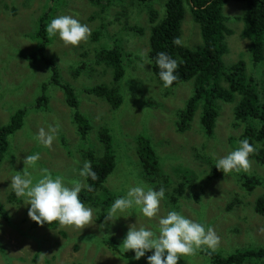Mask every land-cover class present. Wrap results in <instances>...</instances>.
<instances>
[{"label":"rangeland","instance_id":"1","mask_svg":"<svg viewBox=\"0 0 264 264\" xmlns=\"http://www.w3.org/2000/svg\"><path fill=\"white\" fill-rule=\"evenodd\" d=\"M162 1L153 3L160 14L163 13L162 5L159 4ZM130 4L131 0H125V3L120 0H104L102 3L105 7L102 16H105L108 34L118 32L117 36H120L118 38L122 42L126 38L124 47L132 57L127 74L117 86L124 97V103L119 109H113L107 102L86 92L87 88L102 84L114 87L111 85L115 78L114 70L109 69L104 73L105 65L94 62L98 51L104 48L103 44L108 42L107 45H110V41L113 44L116 41V38L109 35L105 36L108 39L100 43L92 41L93 32L100 25L99 6L87 0H0V127L6 125L11 115L18 110L28 109L23 128L9 138L10 149L0 168V199L13 219V227L2 226L5 223H0V264H75L83 261L90 264L88 259L94 260L96 264H147V256L151 252L139 261L133 257L125 263L102 244L103 238L115 236L122 247L130 226L137 224V227L156 230L159 217L172 210L206 227H212L219 237L216 250L231 253L239 248L264 246V216L256 212L257 199L264 197V165L251 159L247 169L233 170L227 174L219 170L217 177H208L215 170V166L210 165L212 156L216 162L217 158L226 156L238 147L230 142L232 137L239 140L243 129V126L235 127L237 102H220L221 112L213 139L207 140L202 134L198 116L191 129L179 133L177 113L192 96L193 84L184 83L168 92V87H164L155 77L148 58L151 28L149 14L147 10L136 6L129 7ZM52 7L56 8L52 19L60 15H71L91 29L89 39L78 46L65 45L58 37H53V43L45 50V54L57 62L60 76L79 91V109L87 115L92 125L85 140L72 122L75 109L67 105L63 90L54 83L50 84L52 67L41 60L27 58L40 43L36 36L39 18ZM244 11V4L233 1L225 8V13L232 18L228 25L234 34L227 38L229 52L224 61L227 65L244 61L248 73L256 75L260 84V80L264 81V63L253 66L248 49L250 41L242 37L244 23L234 19ZM96 15L97 18L93 20ZM137 26L145 28V36L129 33L131 28ZM181 40L190 47L202 44L200 26L190 12L183 21ZM78 62L89 63L87 70L76 79L73 71ZM46 84L47 89L44 90L43 85ZM44 93L49 98L48 108L38 110L37 99ZM49 127H55L57 131L53 143L45 146L37 136L41 128L47 131ZM105 127L110 129L114 137L117 156L115 172L105 183L110 192L121 197L126 195L129 186L138 183L159 190L145 179L139 163L137 139L142 135L153 139L162 158L163 169L171 179L170 185L177 186L184 174L181 169L187 168L196 174L198 187L194 191H186L178 206H168L164 199L154 218L144 217L139 208L133 207L119 214L124 217L119 218L118 215V220L108 221L101 228L105 222H97L98 210L93 208L92 225L84 229L61 227L59 224L56 230L46 224L34 226V221L28 215L29 206L24 204V199L16 196L21 203L11 200V178L17 172L23 174L25 171L34 182L45 174H51L53 177H63L69 187L75 182L85 183L84 177L79 174L83 163L87 161L83 152L95 150L97 156L103 155L100 134ZM28 155H37L39 159L26 166L24 160ZM242 174L259 175L263 185L249 192L240 181ZM169 188L165 193L172 192ZM59 230L66 232L69 238L58 233ZM78 233L88 234L89 242H79L81 239ZM1 248L6 250V254L2 253ZM200 248L195 251L198 252ZM194 252L190 255H194ZM187 262L181 261L178 264H210L199 254Z\"/></svg>","mask_w":264,"mask_h":264},{"label":"trees","instance_id":"2","mask_svg":"<svg viewBox=\"0 0 264 264\" xmlns=\"http://www.w3.org/2000/svg\"><path fill=\"white\" fill-rule=\"evenodd\" d=\"M100 8V25L95 29L92 36L93 42L108 39L105 36L116 38L113 44H103L104 48L100 49L96 54L95 63L105 65L104 73L109 69L114 71V81L111 84L114 87H109L107 84H102L96 87H89L86 92L90 95L100 98L107 102L113 109H119L124 103V97L120 94V89L117 87L119 82L128 72L129 61L132 58L129 52H126L124 44L117 33L108 34V25L106 24L105 7L102 6L104 0H87ZM125 3V0H120ZM132 4L129 7H138L142 10H147L150 19V49L148 53L149 61L153 68V73L157 79L159 78V68L155 61L157 54L165 52L173 59L178 61V68L175 75L177 79L168 87L169 90L182 85L184 83L193 84V94L186 101L185 106L177 113V130L179 133H184L191 129L194 122L197 120L200 123V130L207 140H211L216 136L217 122L221 112L222 103L237 102L235 108V127L243 126L242 132L236 140L235 137L230 139L233 146H238L239 141L248 139L253 145H258L257 151L250 155L249 160L255 159L259 164L264 165V81L259 80L256 75H251L247 71V65L244 61H239L233 65H227L224 57L229 52L227 38L234 34L232 28L229 27L231 17L225 13V8L229 2H237L244 4L245 11L242 15L235 17V20H240L244 23L242 37L250 41L249 52L251 54L252 63L257 67L264 63V0H164L162 3L163 13L154 8L156 1L159 0H131ZM151 5V7H149ZM52 9L45 10L39 18L37 38L40 40L39 46L32 53L27 55L29 60H41L52 67L53 75L51 74L50 84L54 83L65 95L67 105L75 109L72 122L76 125L77 132L85 140L88 137L92 125L88 120L87 115L79 109L80 102L78 100L79 91L71 84L66 83L63 76L58 73L56 64L52 57L45 54V50L51 45L53 37L46 31V25L52 20ZM56 12V11H55ZM190 12L194 21L200 26L202 44L196 47H190L184 44L181 40L182 25L187 13ZM18 13V12H17ZM159 15H162L159 17ZM97 18L93 16V20ZM135 32L138 36H145V28L133 27L129 33ZM179 39V45L174 44V40ZM122 42V44H121ZM53 43V42H52ZM113 45V46H112ZM112 46V47H110ZM87 53L84 55L86 56ZM89 62H78L76 70L73 71L76 79L80 74L87 70ZM163 83V82H162ZM44 90L47 89V84L43 85ZM78 95V96H77ZM49 105V98L44 93L37 99L36 109H46ZM28 114V109H20L11 115L9 122L0 127V168L5 163L7 153L10 149V136L21 130L25 124V119ZM200 132V133H201ZM100 139L103 145V151L100 156H97L95 150L91 152H83V156L87 161H91L92 170L96 174V179L91 177L85 178L84 181L91 187V191L82 189L80 200L88 206L97 209V222L104 223L105 216L108 213L112 203L119 195L110 192L105 183L109 177L115 172L117 164V156L114 149V137L109 128H103L100 134ZM139 163L148 183L160 188L163 187L172 189V192L166 193L165 201L168 206H178V202L185 196L186 191H194L198 187L196 174L187 168L181 169L184 173L182 180L177 186L170 185L171 179L163 169L162 158L153 142V139L148 135H142L137 139ZM212 156L210 165L215 166V158ZM214 172L208 174V177L214 178L219 174V169L214 167ZM243 186L249 192L255 190L257 186L263 185L262 178L259 175L242 174L240 177ZM168 194V195H167ZM11 200H21L16 198L14 190L12 191ZM256 212L264 216V197H260L256 201ZM2 226H12L13 219L9 210L0 199V223ZM46 225H49L45 223ZM58 223L49 225L55 230ZM34 226H38L34 222ZM58 233L69 238V235L62 230ZM81 239L79 242L88 243L90 236L86 233H78ZM78 237L74 240L76 241ZM102 244L107 246L115 255L119 256L122 261H130L134 257V252H127L121 247V243L117 237L103 238ZM79 244L77 246V249ZM2 253L6 254V250L1 248ZM148 254V253H146ZM196 254L206 258L210 264H264V246H251L239 248L231 253H224L221 250L211 249L202 246L199 251H195L194 255H182L179 262L189 263ZM37 260V259H35ZM90 264H96L94 260L88 259ZM256 261V262H254ZM75 264H86L85 261Z\"/></svg>","mask_w":264,"mask_h":264},{"label":"clouds","instance_id":"3","mask_svg":"<svg viewBox=\"0 0 264 264\" xmlns=\"http://www.w3.org/2000/svg\"><path fill=\"white\" fill-rule=\"evenodd\" d=\"M46 31L51 37H58L65 45L71 46L86 42L91 35L89 26L71 15L53 18L46 25ZM180 43L179 39L174 40V44ZM155 63L159 68L158 75L163 86L170 87L177 79L175 73L178 61L167 53L160 52ZM56 131L55 127H49L47 131L41 128L37 139L45 146H50L55 139ZM257 148L258 145L243 139L239 141L235 150L217 158L215 167L225 174L233 170L247 169L249 157L257 151ZM38 159L37 155H28L24 163L28 166ZM79 174L85 178L96 179L91 161L83 163ZM10 187L17 197L24 199V204L29 206L30 219L38 225L58 223L61 227L74 226L79 229L92 225L94 209L80 200L82 189L92 190L87 183L75 182L69 187L63 177H53L51 174H45L34 182L33 178L24 171L23 174L17 172L11 178ZM165 195L163 187L155 190L143 183L129 186L126 195L115 199L112 203L105 216V224L101 225V228L105 227L108 221L115 222L119 214L133 207L139 208V212L146 218L157 217ZM121 217L124 216L119 215V218ZM136 225L129 227L122 247L127 252H134V259L137 261L151 252L152 254L147 256V264H178L182 255L191 254L202 246L214 250L219 243V237L212 227L197 223L175 210L159 217L156 230Z\"/></svg>","mask_w":264,"mask_h":264}]
</instances>
